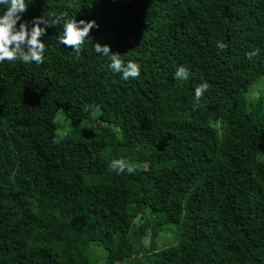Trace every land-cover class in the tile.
<instances>
[{"label": "trees", "instance_id": "trees-1", "mask_svg": "<svg viewBox=\"0 0 264 264\" xmlns=\"http://www.w3.org/2000/svg\"><path fill=\"white\" fill-rule=\"evenodd\" d=\"M26 3L21 21L60 23L43 63L0 62V264H264V97H245L264 76V0ZM73 18L99 25L79 57L57 39ZM95 109L92 131L58 134L57 114ZM167 226L177 241L159 247Z\"/></svg>", "mask_w": 264, "mask_h": 264}, {"label": "clouds", "instance_id": "clouds-1", "mask_svg": "<svg viewBox=\"0 0 264 264\" xmlns=\"http://www.w3.org/2000/svg\"><path fill=\"white\" fill-rule=\"evenodd\" d=\"M29 4L26 3V0H0V5L7 6L3 14L0 15V62L20 60L25 63L35 62L37 65L44 62L43 54L46 50V45L40 38L46 34L47 27L60 23V19L57 18L55 22L49 23L40 15L33 17L31 21H21V14L27 11ZM18 22L19 26L17 27ZM29 23L32 25L31 28L28 27ZM41 25H44V27H41ZM94 28H99L98 23L94 19H67L63 24V35L57 38L58 43L71 47L76 57H79L82 45ZM93 47L96 53L110 57L108 68L113 72L122 73L124 80L139 77L141 71L139 63L135 61L125 63L119 53L111 52L108 44L95 43ZM217 47L224 50L226 45L218 42ZM257 54L255 50L246 53L249 59ZM188 76L189 71L187 68L183 66L177 68L175 78L187 80ZM209 88L208 82H203L195 88L197 106L203 94ZM62 139V136L54 138L53 142L60 143ZM110 166L117 174L125 171L128 173L135 172V167L125 158L113 159Z\"/></svg>", "mask_w": 264, "mask_h": 264}, {"label": "rangeland", "instance_id": "rangeland-1", "mask_svg": "<svg viewBox=\"0 0 264 264\" xmlns=\"http://www.w3.org/2000/svg\"><path fill=\"white\" fill-rule=\"evenodd\" d=\"M264 97V76L261 77L257 82H255L250 88L249 92L246 93V98L248 101H252L257 97ZM99 115V110L95 109L90 114L89 118L86 120H76V119H66L62 112L57 114L55 117V122L58 126L59 135H74L77 133H88L92 131L97 125V119ZM174 230V226H167L165 230L159 233V239L157 244L159 247H162L163 243L167 242L168 245H174L177 241V237L174 236V233L170 230ZM165 240V241H163ZM148 239H146V242ZM93 247V246H92ZM91 247V248H92ZM93 254L96 258H103V252L95 248Z\"/></svg>", "mask_w": 264, "mask_h": 264}]
</instances>
